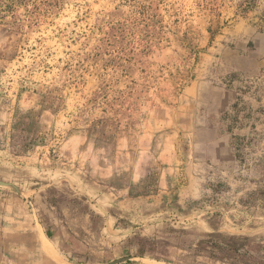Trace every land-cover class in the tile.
I'll return each instance as SVG.
<instances>
[{
	"label": "rangeland",
	"instance_id": "374dc122",
	"mask_svg": "<svg viewBox=\"0 0 264 264\" xmlns=\"http://www.w3.org/2000/svg\"><path fill=\"white\" fill-rule=\"evenodd\" d=\"M114 261L264 264V0H0V264Z\"/></svg>",
	"mask_w": 264,
	"mask_h": 264
},
{
	"label": "water",
	"instance_id": "95a60500",
	"mask_svg": "<svg viewBox=\"0 0 264 264\" xmlns=\"http://www.w3.org/2000/svg\"><path fill=\"white\" fill-rule=\"evenodd\" d=\"M125 260V259H124ZM119 261H114V262H111L109 264H117Z\"/></svg>",
	"mask_w": 264,
	"mask_h": 264
},
{
	"label": "trees",
	"instance_id": "16d2710c",
	"mask_svg": "<svg viewBox=\"0 0 264 264\" xmlns=\"http://www.w3.org/2000/svg\"><path fill=\"white\" fill-rule=\"evenodd\" d=\"M46 236H47L48 238H50V235H49V233H48V232H46Z\"/></svg>",
	"mask_w": 264,
	"mask_h": 264
}]
</instances>
